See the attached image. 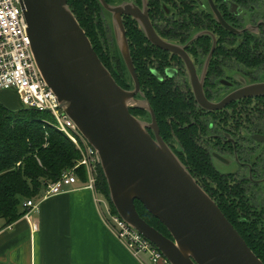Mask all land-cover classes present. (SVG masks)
I'll use <instances>...</instances> for the list:
<instances>
[{"label": "water", "instance_id": "1", "mask_svg": "<svg viewBox=\"0 0 264 264\" xmlns=\"http://www.w3.org/2000/svg\"><path fill=\"white\" fill-rule=\"evenodd\" d=\"M68 1L20 0L29 23L36 64L57 95L60 107L98 150L110 201L117 213L157 246L171 264H264L165 142L151 105L137 99L140 80L132 61L123 13L141 22L151 43L182 52L190 68L196 99L204 107L218 109L226 101L263 95L264 85L240 89L219 104L209 103L192 61L181 47L164 41L156 33L146 10L142 12L133 4L118 8L99 0L105 9L115 13L118 45L134 78L135 88L124 89L101 61ZM215 13L220 16L217 9ZM224 23L227 29L237 32ZM133 107L147 110L152 120L135 116L131 112ZM136 200L160 219L171 237L140 216Z\"/></svg>", "mask_w": 264, "mask_h": 264}, {"label": "flooded vegetation", "instance_id": "2", "mask_svg": "<svg viewBox=\"0 0 264 264\" xmlns=\"http://www.w3.org/2000/svg\"><path fill=\"white\" fill-rule=\"evenodd\" d=\"M107 3L118 8L133 4L142 12L146 10L156 33L164 41L181 47L192 61L209 103L219 104L240 89L264 85V0H111ZM156 4L161 5L158 13ZM114 14L104 8L107 33L111 32L112 37L107 46L117 50L125 63ZM128 18L148 39L141 22L133 16L123 13L124 25L125 20L130 21ZM224 22L237 32L227 29ZM223 30L226 32L222 35ZM148 41L160 49L161 56L169 63L165 62L160 71V62L153 53L146 61L150 73L161 81L177 83L189 98L193 95L195 105L187 110L186 125L193 123L198 127L194 141L204 148L220 173L231 175L229 185L237 189L242 201L236 205V215L242 221H258L264 228V94L233 99L222 108L208 109L196 99L190 68L182 52L165 50ZM141 94L140 81V93L136 97L150 105ZM137 117L152 120L151 115Z\"/></svg>", "mask_w": 264, "mask_h": 264}, {"label": "trees", "instance_id": "3", "mask_svg": "<svg viewBox=\"0 0 264 264\" xmlns=\"http://www.w3.org/2000/svg\"><path fill=\"white\" fill-rule=\"evenodd\" d=\"M68 4L89 36L101 61L112 72L119 85L124 89H132L134 82L121 54L112 47L108 48L107 22L99 0H69ZM186 9L189 6L186 5ZM159 10L161 5L156 4V13ZM128 19L130 21L125 20L126 34L133 63L141 81V96L155 110L163 139L173 148L202 188L219 204L257 257L264 262V228L258 221H242L236 215V205L242 201L237 189L229 185L231 175L220 173L204 148L194 141L198 135V127L193 123L186 125L189 121L186 118L187 110L195 105L193 95L189 98L177 83L171 80L161 81L150 73L146 61L153 53L160 62V68L157 66L160 71L164 69L167 60L161 56L160 49L151 45L145 34ZM224 32L226 31L223 30L221 34ZM131 112L135 116L142 114L150 117L141 108L133 107ZM54 124L53 116L47 112L27 107L10 108L0 102V219H4L7 225L25 216L30 208L24 207V203L29 199L42 197L46 184L57 182L64 171L76 166L75 163L80 158V152L72 140ZM149 132L154 135L151 130ZM76 171L81 181L85 182L86 169L80 167ZM98 188L108 199L112 212L117 213L115 205L110 201V191L102 166ZM135 204L142 218L171 237L166 226L144 204L138 200Z\"/></svg>", "mask_w": 264, "mask_h": 264}, {"label": "crops", "instance_id": "4", "mask_svg": "<svg viewBox=\"0 0 264 264\" xmlns=\"http://www.w3.org/2000/svg\"><path fill=\"white\" fill-rule=\"evenodd\" d=\"M86 182L44 198L29 218L10 225L1 218L0 264H152L112 232Z\"/></svg>", "mask_w": 264, "mask_h": 264}, {"label": "built area", "instance_id": "5", "mask_svg": "<svg viewBox=\"0 0 264 264\" xmlns=\"http://www.w3.org/2000/svg\"><path fill=\"white\" fill-rule=\"evenodd\" d=\"M28 28L29 23L20 0H0V90H14L19 94L25 108H33L53 116L54 126L68 136L80 152L75 167L64 171L57 182L46 184L44 198L65 193L71 186L79 183L76 169L84 167L87 178L85 188L95 192L97 202L104 206V220L112 232L142 261H146L142 254L148 253L152 264H171L147 237L128 224L118 213H113L105 198H98L100 191L97 187L102 166L100 154L81 134L75 121L60 107L57 95L43 78L35 61ZM42 201L37 203L34 199H29L24 203V207L30 208L26 218H29L32 209H39Z\"/></svg>", "mask_w": 264, "mask_h": 264}, {"label": "rangeland", "instance_id": "6", "mask_svg": "<svg viewBox=\"0 0 264 264\" xmlns=\"http://www.w3.org/2000/svg\"><path fill=\"white\" fill-rule=\"evenodd\" d=\"M111 34V32H110ZM109 33H107L108 35V39L110 40L112 37ZM0 102L4 103L5 105H7L10 108H15V109H19V108H25L22 104V101L19 97V94H17L15 91H11V90H0ZM97 190L99 191V188L97 187ZM100 196L104 199L107 200V203L109 204L108 199L104 196V194L102 193V191H100ZM45 194H43L42 197L34 199L37 203L40 202L41 200H43ZM142 258H145L147 261H149V255L148 253H144L142 254Z\"/></svg>", "mask_w": 264, "mask_h": 264}]
</instances>
